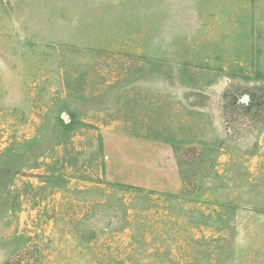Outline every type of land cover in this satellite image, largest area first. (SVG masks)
Masks as SVG:
<instances>
[{
	"label": "rangeland",
	"instance_id": "374dc122",
	"mask_svg": "<svg viewBox=\"0 0 264 264\" xmlns=\"http://www.w3.org/2000/svg\"><path fill=\"white\" fill-rule=\"evenodd\" d=\"M203 4L0 0V264H264V0ZM106 128L182 190L108 181Z\"/></svg>",
	"mask_w": 264,
	"mask_h": 264
},
{
	"label": "crops",
	"instance_id": "0c3cea01",
	"mask_svg": "<svg viewBox=\"0 0 264 264\" xmlns=\"http://www.w3.org/2000/svg\"><path fill=\"white\" fill-rule=\"evenodd\" d=\"M204 1L205 6L242 7L247 0H194ZM183 5L199 6L198 3ZM227 15L214 14L210 10V23H229ZM235 21V20H234ZM216 26V25H215ZM210 26V37H218L222 31ZM101 150L105 178L114 183L142 190L174 194L182 190L183 179L175 156V144L116 128L102 131Z\"/></svg>",
	"mask_w": 264,
	"mask_h": 264
},
{
	"label": "trees",
	"instance_id": "16d2710c",
	"mask_svg": "<svg viewBox=\"0 0 264 264\" xmlns=\"http://www.w3.org/2000/svg\"><path fill=\"white\" fill-rule=\"evenodd\" d=\"M191 150V148H188V152ZM187 155H189V154H187Z\"/></svg>",
	"mask_w": 264,
	"mask_h": 264
}]
</instances>
